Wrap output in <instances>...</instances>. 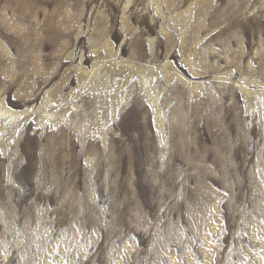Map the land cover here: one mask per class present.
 I'll return each mask as SVG.
<instances>
[{
  "label": "rangeland",
  "instance_id": "obj_1",
  "mask_svg": "<svg viewBox=\"0 0 264 264\" xmlns=\"http://www.w3.org/2000/svg\"><path fill=\"white\" fill-rule=\"evenodd\" d=\"M2 107L0 264H264V0H0Z\"/></svg>",
  "mask_w": 264,
  "mask_h": 264
},
{
  "label": "bare ground",
  "instance_id": "obj_2",
  "mask_svg": "<svg viewBox=\"0 0 264 264\" xmlns=\"http://www.w3.org/2000/svg\"><path fill=\"white\" fill-rule=\"evenodd\" d=\"M110 53H108V55H109ZM107 55V56H108ZM111 56V55H110ZM105 64V63H104ZM116 68V66H111V65H107L106 67H100L101 69H99V70H96L95 72V75H94V77H92V78H89V79H91L93 82H96V83H98L100 86H102V88H103V90L102 91H104V89L106 90L108 87H112V81H113V79H114V73L113 72H111L112 70L113 71H115V68ZM127 68V67H126ZM95 69H97V67L95 68ZM94 69V70H95ZM125 69V68H124ZM130 70V69H129ZM84 79V78H83ZM82 79V80H83ZM88 79V78H87ZM86 79V80H87ZM145 80V79H144ZM144 82V81H143ZM145 84V83H144ZM110 89V88H109ZM108 89V91H110ZM144 89V88H143ZM106 95H108V94H106ZM246 95H255V94H251V93H246ZM101 98H102V100H105L107 103H108V99H106L105 97L106 96H104L102 93H101ZM146 96V95H145ZM256 97H258V96H260L259 94H257V95H255ZM262 96V95H261ZM114 99V98H113ZM110 100H112V99H110ZM258 100H259V98H258ZM152 103H153V101H152ZM154 104V103H153ZM111 104L110 103H108L107 104V106H106V108L108 107V106H110ZM2 111H1V114H0V117H5V118H7L8 119V121H10L11 123H15V120H17L16 118L18 117V116H21V113H13V112H9V111H7L4 107H2ZM105 111V110H104ZM103 112V111H102ZM154 112H155V110H154ZM155 114V113H154ZM101 115V114H100ZM97 117H98V114H97ZM102 118V117H101ZM6 119V120H7ZM96 120V119H95ZM16 124V123H15ZM10 126V125H9ZM5 130V129H4ZM13 133V132H12Z\"/></svg>",
  "mask_w": 264,
  "mask_h": 264
}]
</instances>
